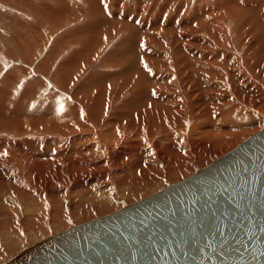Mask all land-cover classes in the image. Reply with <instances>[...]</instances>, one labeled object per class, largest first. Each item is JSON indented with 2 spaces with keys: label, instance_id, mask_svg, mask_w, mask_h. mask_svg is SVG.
Returning a JSON list of instances; mask_svg holds the SVG:
<instances>
[{
  "label": "rangeland",
  "instance_id": "1",
  "mask_svg": "<svg viewBox=\"0 0 264 264\" xmlns=\"http://www.w3.org/2000/svg\"><path fill=\"white\" fill-rule=\"evenodd\" d=\"M263 120L264 0H0V163L28 160L0 166V262L190 175Z\"/></svg>",
  "mask_w": 264,
  "mask_h": 264
},
{
  "label": "water",
  "instance_id": "2",
  "mask_svg": "<svg viewBox=\"0 0 264 264\" xmlns=\"http://www.w3.org/2000/svg\"><path fill=\"white\" fill-rule=\"evenodd\" d=\"M0 264H264V120L190 175Z\"/></svg>",
  "mask_w": 264,
  "mask_h": 264
},
{
  "label": "bare ground",
  "instance_id": "3",
  "mask_svg": "<svg viewBox=\"0 0 264 264\" xmlns=\"http://www.w3.org/2000/svg\"><path fill=\"white\" fill-rule=\"evenodd\" d=\"M228 12H230V11H228ZM142 61V60H141ZM141 63V62H140ZM179 64V63H178ZM141 65V67H142V64H140ZM142 74V73H141ZM194 75V74H193ZM205 77V76H204ZM207 77V76H206ZM160 78V76H152L151 78H150V80H154V81H156V80H158ZM138 80H136V77L134 78V77H132L131 78V82H132V88L136 91L135 93H133V97H132V99H131V101L130 102H132V103H134V101L135 100H137V99H139V97L143 94V93H141V94H137V90L139 89V87H141V85L140 84H138V89H137V85H136V82H137ZM171 84V83H170ZM161 87V86H160ZM158 89V88H157ZM140 90V89H139ZM148 92L152 95V94H154V95H156L157 94V96H158V99L156 100V102H158V100L161 98V97H164V96H162V94H160L159 92H158V90H156V88H152V89H148ZM164 94H166V93H164ZM165 98V97H164ZM170 99H174L173 97L172 98H170ZM152 101V100H151ZM45 102V101H44ZM43 102V103H44ZM155 102V101H154ZM42 103V104H43ZM161 104V103H160ZM46 105V104H45ZM50 105H51V103H50ZM56 105V104H55ZM145 105V104H144ZM152 105H154L153 103H147L145 106L147 107V108H151L152 107ZM55 107H58V106H55ZM46 109V108H45ZM75 109V108H74ZM69 110L70 111V113H69V117H73V115L76 113V111L75 110ZM107 110V109H106ZM109 110V109H108ZM48 111V110H47ZM105 114V113H104ZM100 115H102L101 114V112H100ZM81 116V115H80ZM93 117V115L90 113L89 115H88V118L90 119V118H92ZM83 120H85V118H82ZM101 118H99V119H96V118H94V119H90V120H92V123L94 122H96L97 120H100ZM115 119V118H114ZM91 125V124H90ZM79 127H80V125H77V124H72V125H68V126H66V127H64L63 129L65 130V131H71V132H76V131H78V129H79ZM125 127V126H124ZM57 129V130H60L61 129V127H59V128H57V127H55V124H52V125H50L49 126V129ZM125 128H128V127H125ZM125 128H122V129H120V130H122V131H124V129ZM64 130H62L61 132H63ZM109 130H111L110 128H109ZM120 130H117L116 131V134H120L121 132H120ZM86 131V130H85ZM88 131V130H87ZM83 132V131H82ZM209 132V131H208ZM104 133V132H103ZM102 133V134H103ZM109 134V133H108ZM107 133H106V135H108ZM76 135H78V134H76ZM104 135H105V133H104ZM128 138H129V136H127ZM127 138V139H128ZM227 138V137H226ZM90 139H92V141L91 142H93V141H95L94 140V138H92V137H90ZM99 139V138H98ZM130 139V138H129ZM52 140H54V139H52ZM77 140H81V142H83L84 141V136H79V137H74V140H73V142H77ZM83 140V141H82ZM87 140H89V139H87ZM101 141L103 140V142H104V144L106 145H110V144H108L107 142H110L109 140H107V139H100ZM51 141V140H50ZM62 141H63V139H62ZM62 141H56L55 143H57V142H60V145H63V142ZM86 141V140H85ZM90 141V140H89ZM98 141V140H97ZM86 142H88V141H86ZM86 142H83V144H81V147H83L84 146V144H86ZM10 143V142H9ZM7 145H9V144H7ZM10 145H11V143H10ZM55 145V144H54ZM58 145V144H57ZM60 145L58 146V147H60ZM87 145V144H86ZM103 145V144H102ZM104 145V148L106 147L107 148V146H105ZM84 148V147H83ZM86 148H88V147H86ZM85 148V149H86ZM80 149V148H79ZM98 149H101V148H98ZM57 150V149H56ZM81 150V149H80ZM109 150V148H107L106 149V151H108ZM156 150H158V149H156ZM12 151H14V150H12ZM105 151V150H104ZM189 151H191V147L188 149V152ZM9 152V151H8ZM59 152H60V150H59ZM78 152H80V151H78ZM83 152V151H82ZM12 153V152H11ZM11 153H9L10 155H11ZM14 153H16V152H14ZM191 153V152H190ZM6 154V153H5ZM8 154V153H7ZM4 155V154H3ZM158 155L160 156L159 158L161 159V161H165L166 162V158L163 156L164 154H162V153H158ZM9 156V155H8ZM6 157L5 158V164H2V163H0V166H2V165H6V164H14L15 165V160H16V158H19V157H22V161H21V164L20 165H18V167H19V169H22V172L24 171V166L25 167H28V160H25V159H23L24 158V156H22V155H19V154H14L13 156H9V157ZM156 156V155H155ZM40 164V163H39ZM33 165H35V164H33ZM10 167V166H9ZM16 167V166H15ZM13 168H14V166H13ZM17 168V167H16ZM0 173H3V172H0ZM16 173V172H15ZM5 174V173H4ZM25 174V173H24ZM3 175V174H2ZM26 176V175H25ZM11 177H15L14 175H10V178ZM30 177V176H29ZM3 178H5L4 176H3ZM7 178V177H6ZM26 179V178H25ZM18 180V179H17ZM17 182V181H16ZM6 183V182H5ZM125 202V201H124ZM126 203V202H125ZM16 217V216H15ZM34 218V217H33Z\"/></svg>",
  "mask_w": 264,
  "mask_h": 264
}]
</instances>
